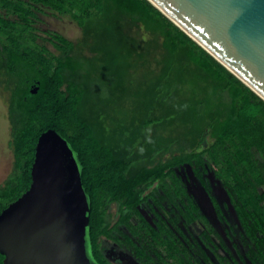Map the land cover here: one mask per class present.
I'll return each instance as SVG.
<instances>
[{
    "label": "trees",
    "instance_id": "16d2710c",
    "mask_svg": "<svg viewBox=\"0 0 264 264\" xmlns=\"http://www.w3.org/2000/svg\"><path fill=\"white\" fill-rule=\"evenodd\" d=\"M43 7L68 15L80 36L41 32ZM0 76H6L0 87L8 97L12 152L0 211L29 189L35 143L52 128L82 167L89 251L97 264H110L102 243L120 241L118 223L137 240L122 244L147 264H167L163 253L171 264L203 256L197 241L185 237V244L138 209L142 190L154 183L173 200V189H183L176 168L186 164L200 181L216 166L251 239L245 256L264 264V99L149 0H0ZM207 133L213 140L197 151ZM189 204L186 219L205 222ZM147 251L163 258L146 260Z\"/></svg>",
    "mask_w": 264,
    "mask_h": 264
},
{
    "label": "water",
    "instance_id": "95a60500",
    "mask_svg": "<svg viewBox=\"0 0 264 264\" xmlns=\"http://www.w3.org/2000/svg\"><path fill=\"white\" fill-rule=\"evenodd\" d=\"M149 1L264 99V0ZM187 165V178H195ZM31 168L29 189L0 211V264H95L89 254L90 203L76 152L49 128L35 143ZM198 193L201 214L218 224L200 184Z\"/></svg>",
    "mask_w": 264,
    "mask_h": 264
},
{
    "label": "flooded vegetation",
    "instance_id": "af4514ba",
    "mask_svg": "<svg viewBox=\"0 0 264 264\" xmlns=\"http://www.w3.org/2000/svg\"><path fill=\"white\" fill-rule=\"evenodd\" d=\"M5 79L6 76H0V81H5ZM0 90L4 91L3 93H6L7 97V92L1 87ZM186 165H182L181 167L176 168L183 189H173V200L165 196L163 192H161V189L156 186V183L149 185L142 190L141 195L144 198L141 201V204L138 206L140 215H142L146 222L150 225L155 226L154 221H159L161 225L165 224V226H168L174 235L180 237L187 245L189 244L186 241L185 237H187V240L192 241L195 244L197 241L200 246V250L203 251V256H196V254L193 253L194 258L191 260L193 264H251V262L248 261L245 256V251L248 248V243L251 242V239L249 235H245L246 233L237 220L235 214L236 212L234 213L236 222L233 223L226 215V204H223L221 201L222 199L220 196L221 193H219V189L217 187L215 188V185L211 181L213 180V178L211 180L209 177L206 178L207 174H209L210 172L208 171V169L206 172H203L202 181L198 179L195 172L194 174L196 177H191L189 179L187 177L190 174V170L188 168V165L187 167ZM216 176L217 175L215 172L214 177L219 179ZM199 184L205 188V190L209 194L210 199L214 203L217 211L216 214L219 220L218 224H211L201 214L202 212L200 211V208L198 206V201H196V196H198L199 194ZM160 197L163 199H160ZM152 198L156 199L157 202L153 201ZM192 202H194V204L198 206L200 214L204 217L206 223L197 219L189 222L188 219H186L185 215H188L187 207L190 206L191 204L189 203ZM115 205L117 209L115 210V212H113V218L115 220L114 222H118L119 216L117 212L119 210V204L115 203ZM168 219H177L175 220V225H172V223H170ZM129 224L133 226L135 225V221L133 219L129 220ZM195 225L198 227L200 226L201 230L196 232ZM237 230H240V234L237 232ZM116 233L120 241L108 238L103 240L102 254L105 257V260L107 259L110 264H147V262L143 260L140 261V259L137 257V254H135V252L130 249V247L122 244L121 240L126 242V237L133 239L134 242H137V240L131 236V232L128 226L125 225V223L117 224ZM145 253L146 260L147 258H158V256H160L161 258L164 257L163 261L165 263L171 264V262L165 257L164 253L163 257L161 255H157L152 251H147ZM89 254L91 257L90 251ZM93 262L97 264L94 260Z\"/></svg>",
    "mask_w": 264,
    "mask_h": 264
},
{
    "label": "rangeland",
    "instance_id": "374dc122",
    "mask_svg": "<svg viewBox=\"0 0 264 264\" xmlns=\"http://www.w3.org/2000/svg\"><path fill=\"white\" fill-rule=\"evenodd\" d=\"M43 9V12L39 14V22L37 23L41 32L45 33L46 31L53 30L72 40H76L80 36V27L68 15L60 16L48 7H44ZM49 47L53 50L51 45ZM3 92L4 91L0 90V182L9 173L12 162V152L8 147V140L10 139L9 122L7 118L8 103L6 93ZM211 140H213L212 137L207 133L205 140L197 151L206 149L211 143ZM199 160L203 162L206 160V157L202 155L199 157ZM208 171L210 173L207 174L206 178L209 177L210 180L213 178L211 181L215 185V188L217 187L219 189V193H221V201L223 204H226V215L230 218L232 223L236 222L233 205L231 201L227 199L221 181L214 177L216 166L214 165L212 169H209ZM116 209V205L113 204L112 210L115 212ZM199 230H201V227L195 225V231L198 232ZM237 232L240 234V230H237ZM245 235L248 236L247 234Z\"/></svg>",
    "mask_w": 264,
    "mask_h": 264
}]
</instances>
